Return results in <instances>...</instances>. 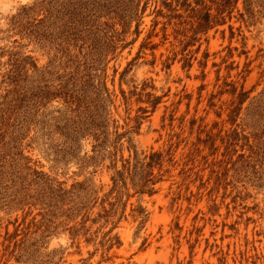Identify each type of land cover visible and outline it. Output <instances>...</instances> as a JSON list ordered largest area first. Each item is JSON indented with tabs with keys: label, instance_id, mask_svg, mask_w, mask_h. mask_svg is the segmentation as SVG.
Returning a JSON list of instances; mask_svg holds the SVG:
<instances>
[{
	"label": "rangeland",
	"instance_id": "rangeland-1",
	"mask_svg": "<svg viewBox=\"0 0 264 264\" xmlns=\"http://www.w3.org/2000/svg\"><path fill=\"white\" fill-rule=\"evenodd\" d=\"M41 1L0 0V264H264V176L232 166L212 194L211 184L199 188L198 168L184 180L194 168L186 156L207 132L220 134L222 158L226 131L250 136L264 124V7L238 0L225 24L193 37L189 11L142 0L139 20L94 65L87 43L95 31L75 46L30 34L45 17L30 11ZM112 17L101 18L105 31L122 33ZM74 73L90 85L106 81L112 94L107 151H94L92 136L70 151L52 126L62 100L35 103L40 87ZM237 149L233 161L248 154ZM158 153L163 166L144 185L140 168ZM209 173L200 172L203 181ZM109 238L112 248L102 247Z\"/></svg>",
	"mask_w": 264,
	"mask_h": 264
},
{
	"label": "trees",
	"instance_id": "trees-1",
	"mask_svg": "<svg viewBox=\"0 0 264 264\" xmlns=\"http://www.w3.org/2000/svg\"><path fill=\"white\" fill-rule=\"evenodd\" d=\"M165 1L163 0V4L172 13L183 9L184 12L189 11L191 17L195 18L193 22L187 23L190 24L187 31L192 32L193 37L206 32L210 27L225 24L227 16L231 17L234 6L238 2V0H210L211 4L208 5L206 0H196L194 1L196 5L193 6V2L189 0H173L170 3ZM141 2L142 0H43L38 4H34L30 11L33 16L39 15V12L44 11L45 17L39 21L34 19L27 30L30 29V34L39 37L40 40H53L54 42L57 39V41L61 40V43L69 46H75L77 42L84 40V37H82L84 32L93 33L95 31L97 32L95 37L90 38L87 43L89 50L87 58L90 55L91 63L100 65L104 63L110 53H113L121 36L128 33V24L136 19L139 20ZM244 2L247 10L250 11L256 6L264 7V0H244ZM174 3L175 6H173ZM211 11H214V13ZM112 14L121 23L123 27L122 33L112 30L109 31L112 34H108V31H105L104 28L108 27V24L107 21L101 22V18L106 16L108 20H113ZM168 17L170 20L174 18L181 19L183 15L174 14ZM154 25L157 26L158 22H155ZM230 28L232 30V27ZM165 30L166 27H163V31ZM98 33H101L102 36ZM137 33H139V25L137 26ZM151 36L152 34L148 38ZM164 36L166 37L167 35L164 34ZM143 48H145V44L141 45V49ZM90 78L79 79L74 73L68 81H60L55 87L43 85L37 92L36 105L50 102L54 98L62 100L64 105L57 111L58 115L52 118V126L65 138L66 142L71 144L70 151L75 150L76 145L87 136H92L96 141L94 151H107L106 144L109 142V111H107V107L112 102V94L107 88L106 81L101 80L97 85H90ZM122 92L124 93V91ZM239 96H242V94ZM124 98H126L125 95ZM259 101L256 100L255 103H259ZM255 103L251 105H258ZM239 109H233L232 113L237 115ZM231 122L234 121L231 119ZM243 132V129L239 131V128H235L232 131H226L221 136L224 146L222 158H218L219 147H216L217 137L220 134L214 135L211 131L207 132L206 138L203 140L199 139L197 143H194L186 156L189 159L185 162V165L188 164V161H192L194 168L184 171L186 173L184 180L191 177L193 169L198 168L194 175L196 176L195 180L199 179L202 181L199 188L204 187L207 189L211 184L209 194H212L219 192L220 188L226 185L229 172L233 169L232 166H238L237 169H233L236 173L252 168L255 169L256 174L263 177L264 124L263 126H253L250 136L245 135ZM240 142L242 143L241 145H239ZM202 143L204 148L209 149L207 155H202L204 150L200 148ZM238 146L243 151L247 149L248 154L243 152L236 161H233L234 155L238 152ZM154 157H157V159L154 160ZM210 157L212 158L210 159ZM150 158L151 161L142 164L140 168L142 169L144 185L152 184V180L149 177L152 175L154 167L157 165L159 167L163 166L162 153L152 154ZM197 161L198 164L196 165L195 162ZM230 164L231 168H229ZM207 168L210 169L209 177L206 181H203L204 175H200V172ZM30 227L29 225L26 229ZM80 230L72 229L71 236L74 238ZM44 233L45 231H43L40 238L44 237ZM27 235H25L24 241H27ZM14 238L15 235L10 239ZM113 240L114 238H109L108 241L101 242L102 247L106 246L107 242L110 241L111 245L107 249L112 248L114 245ZM17 247L20 248L18 245ZM48 263H51V261Z\"/></svg>",
	"mask_w": 264,
	"mask_h": 264
}]
</instances>
